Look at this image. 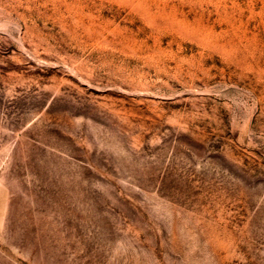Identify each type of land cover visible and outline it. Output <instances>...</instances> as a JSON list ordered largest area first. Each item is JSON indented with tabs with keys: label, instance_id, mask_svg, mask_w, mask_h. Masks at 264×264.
I'll list each match as a JSON object with an SVG mask.
<instances>
[{
	"label": "rangeland",
	"instance_id": "rangeland-1",
	"mask_svg": "<svg viewBox=\"0 0 264 264\" xmlns=\"http://www.w3.org/2000/svg\"><path fill=\"white\" fill-rule=\"evenodd\" d=\"M0 264H264V0H0Z\"/></svg>",
	"mask_w": 264,
	"mask_h": 264
}]
</instances>
